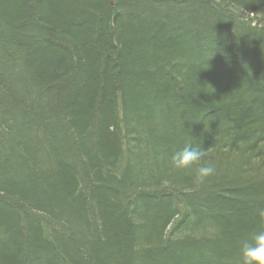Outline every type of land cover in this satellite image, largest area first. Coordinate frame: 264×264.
<instances>
[{
	"label": "trees",
	"instance_id": "obj_1",
	"mask_svg": "<svg viewBox=\"0 0 264 264\" xmlns=\"http://www.w3.org/2000/svg\"><path fill=\"white\" fill-rule=\"evenodd\" d=\"M0 0V264H238L264 223V0ZM217 175L171 166L186 143Z\"/></svg>",
	"mask_w": 264,
	"mask_h": 264
},
{
	"label": "clouds",
	"instance_id": "obj_2",
	"mask_svg": "<svg viewBox=\"0 0 264 264\" xmlns=\"http://www.w3.org/2000/svg\"><path fill=\"white\" fill-rule=\"evenodd\" d=\"M171 166L175 170L191 173L192 184L197 188L208 184L217 175L209 150L191 142L172 154ZM258 214L264 218V209H260ZM238 255V264H264V223L241 238Z\"/></svg>",
	"mask_w": 264,
	"mask_h": 264
},
{
	"label": "water",
	"instance_id": "obj_3",
	"mask_svg": "<svg viewBox=\"0 0 264 264\" xmlns=\"http://www.w3.org/2000/svg\"><path fill=\"white\" fill-rule=\"evenodd\" d=\"M108 1V3L110 4V5H114L113 4V0H107Z\"/></svg>",
	"mask_w": 264,
	"mask_h": 264
}]
</instances>
